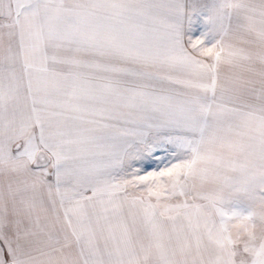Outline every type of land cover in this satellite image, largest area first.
I'll return each mask as SVG.
<instances>
[{
  "label": "snow or ice",
  "instance_id": "6c2138e0",
  "mask_svg": "<svg viewBox=\"0 0 264 264\" xmlns=\"http://www.w3.org/2000/svg\"><path fill=\"white\" fill-rule=\"evenodd\" d=\"M0 264H264V0H0Z\"/></svg>",
  "mask_w": 264,
  "mask_h": 264
}]
</instances>
